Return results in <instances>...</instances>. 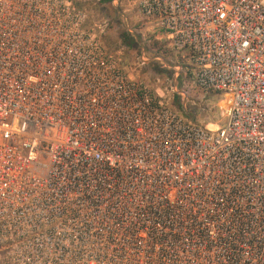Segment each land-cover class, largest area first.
<instances>
[{"label":"built area","instance_id":"2783aa9c","mask_svg":"<svg viewBox=\"0 0 264 264\" xmlns=\"http://www.w3.org/2000/svg\"><path fill=\"white\" fill-rule=\"evenodd\" d=\"M137 8L223 122L131 77L77 1L0 0V264H264V0Z\"/></svg>","mask_w":264,"mask_h":264},{"label":"rangeland","instance_id":"374dc122","mask_svg":"<svg viewBox=\"0 0 264 264\" xmlns=\"http://www.w3.org/2000/svg\"><path fill=\"white\" fill-rule=\"evenodd\" d=\"M75 1L87 9L91 23L108 20L104 41L111 50L121 53L131 77L147 83L163 103L190 119L212 129L223 122L219 93L204 95L196 91L184 98L173 89L181 60L164 31L139 14L137 0ZM124 34L129 35L131 44L125 41ZM143 51L147 55L145 60Z\"/></svg>","mask_w":264,"mask_h":264},{"label":"trees","instance_id":"16d2710c","mask_svg":"<svg viewBox=\"0 0 264 264\" xmlns=\"http://www.w3.org/2000/svg\"><path fill=\"white\" fill-rule=\"evenodd\" d=\"M130 37H129V35H127V34H124V39H125V41H127L129 44H131V42L130 41H128V39H129Z\"/></svg>","mask_w":264,"mask_h":264}]
</instances>
